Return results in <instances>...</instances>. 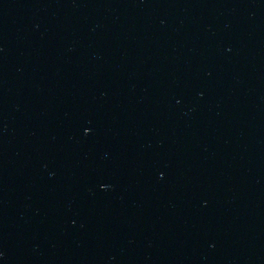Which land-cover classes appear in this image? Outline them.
Masks as SVG:
<instances>
[{
	"label": "water",
	"instance_id": "1",
	"mask_svg": "<svg viewBox=\"0 0 264 264\" xmlns=\"http://www.w3.org/2000/svg\"><path fill=\"white\" fill-rule=\"evenodd\" d=\"M0 264H264V59L0 84Z\"/></svg>",
	"mask_w": 264,
	"mask_h": 264
}]
</instances>
